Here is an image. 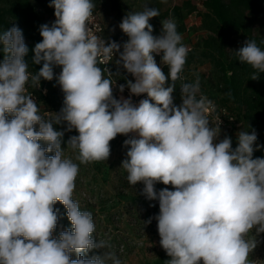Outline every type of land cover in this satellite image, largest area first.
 Segmentation results:
<instances>
[{
	"label": "clouds",
	"instance_id": "9594fccd",
	"mask_svg": "<svg viewBox=\"0 0 264 264\" xmlns=\"http://www.w3.org/2000/svg\"><path fill=\"white\" fill-rule=\"evenodd\" d=\"M49 7L56 19L39 28L42 40L32 59L42 64L38 72H30L25 60L23 30L13 25L0 32V264H122L113 245L93 235L92 213L72 198L79 166L64 157L62 142L73 129L78 135L68 138L67 148L78 153L81 164L107 161L110 141L136 134L124 141L130 147L121 168L129 185L143 183L141 194L159 201V214L143 225L157 221L160 246L170 257L166 264H254L249 255L259 241L245 237L253 229L264 233V158H253L262 146L254 129L238 131L235 149L230 137L219 140L222 121H210L214 105L198 95L199 78L181 84L182 103L174 104L189 52L175 20H161L160 35L154 36L149 21L160 12L145 4L119 24L128 37L121 45L91 33L93 0H51ZM154 53H162L167 76ZM117 54L118 68L135 78L119 85L120 93L129 90L128 98L113 96L114 74L99 66ZM234 54L256 70L251 79L264 73V50L255 40H246ZM54 66L62 68L58 76ZM54 76L63 106L46 118L26 86L39 88L42 79ZM141 94L149 99L137 105L132 96ZM65 122V130L54 128ZM158 182L175 190L157 192ZM57 201L72 227L55 236ZM93 250L103 251L88 256Z\"/></svg>",
	"mask_w": 264,
	"mask_h": 264
},
{
	"label": "rangeland",
	"instance_id": "374dc122",
	"mask_svg": "<svg viewBox=\"0 0 264 264\" xmlns=\"http://www.w3.org/2000/svg\"><path fill=\"white\" fill-rule=\"evenodd\" d=\"M183 0H163V9L172 7ZM192 1V0H190ZM202 8V0H193ZM100 10L107 35L110 37H121L122 43L128 40L126 34L119 28L121 23L112 8V0H99L95 4ZM139 2L126 11V15L139 10ZM187 8L183 11H176L172 8L169 17L173 18L177 24V31L182 36V43L189 49L195 50V58L189 66H184L183 75L188 77L190 83H194L199 78L200 91L198 95L206 96L213 102L214 111L210 110L209 119L214 124L220 119L221 134L219 140L228 136L232 140V147L235 149L238 145V131H246L243 125L242 117L236 112L233 120L227 119L219 112L220 88L212 76V65L208 59L200 55L199 44L204 34L201 28V17L197 13L186 14ZM168 17V18H169ZM167 19V18H166ZM164 20V19H163ZM160 26L162 27L161 23ZM254 31L258 34H264V16L260 17L255 25ZM133 81L135 78L132 76ZM123 95L128 98L130 93L125 88L123 93H113L117 99ZM140 96H132L135 104L143 99ZM174 104L179 106L182 103L181 95L173 97ZM56 112L45 111L42 114L46 118H51ZM224 114V113H223ZM12 118L9 115V119ZM54 128L63 131L67 124H54ZM78 135L75 129L71 132L65 131L62 148H65L64 157L71 159L79 166V173L75 180V189L72 194L74 201L78 202L82 211L86 210L92 213L95 224L94 236L100 240H108L112 245V251H115L122 264H166L170 257L160 246V236L157 229V221L152 220L151 224L144 226L143 222L149 217L159 214V201H149L141 194L144 187L143 183H137L135 186L129 185L127 173L121 168L122 161L127 158V151L130 146H125L124 141L130 138H138L135 133L117 135L110 141L111 155L107 161L91 162L81 164L76 159L77 152L67 148V140L70 136ZM257 144L262 147L255 150L264 154V132L257 134ZM255 148V145H254ZM167 187L169 190H175L172 185L156 183L155 189L159 192ZM154 205V206H150ZM54 209H59L60 219L54 235L58 236L63 230L70 229L62 223L64 219V210L62 203L55 202ZM255 238L259 241L257 247L250 253L249 261L254 264H264V233L256 235L255 229L250 231L246 239ZM103 250H93L88 256L93 254L100 255ZM72 259H76V254H71ZM87 258V257H86ZM203 264V261H200Z\"/></svg>",
	"mask_w": 264,
	"mask_h": 264
},
{
	"label": "trees",
	"instance_id": "16d2710c",
	"mask_svg": "<svg viewBox=\"0 0 264 264\" xmlns=\"http://www.w3.org/2000/svg\"><path fill=\"white\" fill-rule=\"evenodd\" d=\"M192 1L183 0L182 3L163 9V0H112V8L120 22L127 16L126 11L138 2L140 4L138 11H142L145 4L159 9L160 16L149 21L153 26L152 34L154 36L160 35L161 20L169 17L172 8L176 11H183L187 8V15L197 13L201 17V28L204 30L199 44L200 55L208 59L213 67L212 76L221 93L220 104H218L219 112L227 118L228 115L235 116L234 111H236L242 117L246 131L251 133L254 129L257 134L264 132V73H259V79H251L256 70L250 65L242 64L234 54L248 39L255 40L258 46L264 50V43H262L264 34L254 31L256 21L264 16V0H202V8L198 3ZM50 2L51 0H0V32L13 25L23 30L25 43L29 48L25 60L29 64V71L33 73L38 72L42 67V64L32 63L34 46L42 40L39 28L45 23L51 26L56 19L55 9L49 7ZM93 3L97 4L99 0H93ZM195 54V50L189 49L184 66H189L193 62ZM153 55L157 65L167 76L169 68L161 63L162 53ZM2 60L3 52L2 45H0V61ZM115 60L109 66L116 81L113 93L119 92L120 84H126L127 80L133 81L132 75L122 67L118 68ZM99 66L103 70V66ZM61 69L60 66H54L53 71ZM117 71H119V76L115 75ZM180 76L181 79L176 81L173 97L181 95L182 83H190L188 77L183 75V71ZM168 83H171L170 79ZM29 87L37 94L41 115L43 112L51 110L56 113L60 112L64 93L56 79L54 81L42 79L39 88L33 89L30 84ZM228 93H231V96ZM142 97L149 99L147 94H143ZM150 102L155 103L151 100ZM223 111H226V115L223 114ZM40 143L42 147L46 146L42 141ZM46 155L51 156L54 153ZM253 158H264V154L254 151ZM64 213L62 223L65 227L71 228V222L66 215L67 209L64 210Z\"/></svg>",
	"mask_w": 264,
	"mask_h": 264
},
{
	"label": "built area",
	"instance_id": "2783aa9c",
	"mask_svg": "<svg viewBox=\"0 0 264 264\" xmlns=\"http://www.w3.org/2000/svg\"><path fill=\"white\" fill-rule=\"evenodd\" d=\"M88 27L90 28L91 33L93 35H97V36L104 38L106 42L116 41L117 43H120L121 45L123 44L121 37H116V36L110 37L107 35L103 16H102L100 10L97 9L96 7L93 10L92 17L88 21ZM117 58H118V54L113 57V61ZM110 64H111V62L108 63L107 65H103V64H101V65L103 66V68L107 67L109 69ZM61 71H62V69L55 71L54 72L55 76H58ZM55 76H54V79L52 81L55 80ZM26 87H27L28 92L33 95V98L36 100V102L38 104L37 94L30 89L29 85H27ZM44 92H45V90H44ZM38 106H39V104H38ZM223 113H224V115H226V111H223ZM233 118H234V116H232V115H228V117H227V119H230V120H233Z\"/></svg>",
	"mask_w": 264,
	"mask_h": 264
}]
</instances>
